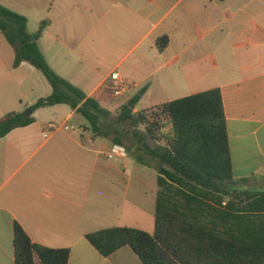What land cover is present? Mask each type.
<instances>
[{"label": "crops", "instance_id": "crops-1", "mask_svg": "<svg viewBox=\"0 0 264 264\" xmlns=\"http://www.w3.org/2000/svg\"><path fill=\"white\" fill-rule=\"evenodd\" d=\"M0 4L27 17L29 32L39 34L38 45L57 74L113 114L140 93L139 104L147 102L148 110L220 89L234 171L229 186L264 191V0ZM162 37L168 43L161 49ZM15 59L0 31V121L53 92L39 70L28 62L15 67ZM114 72L129 84L121 97L109 90ZM138 105L136 112L143 110ZM31 116L33 123L0 138V264H15L16 223L35 244L69 249L68 264H144L129 246L105 257L86 235L135 227L129 223L135 212L145 216L148 200L135 187L151 168L130 156L108 159L113 144L88 130L67 104ZM35 264H42L38 257Z\"/></svg>", "mask_w": 264, "mask_h": 264}, {"label": "trees", "instance_id": "trees-1", "mask_svg": "<svg viewBox=\"0 0 264 264\" xmlns=\"http://www.w3.org/2000/svg\"><path fill=\"white\" fill-rule=\"evenodd\" d=\"M0 31L15 49V67L30 63L53 88L29 108L32 114L67 104L86 120L88 130L124 146L136 163L157 172L154 233L113 227L87 234L100 254L107 257L129 246L144 264H264V191L229 186L234 171L220 89L136 112L140 93L113 114L51 68L27 17L0 4ZM167 43V37L158 40L161 49ZM26 112L1 120L0 138L33 123ZM164 123L171 125L168 137H160ZM14 251L15 264H35L36 257L42 264H68L70 258L69 249L33 243L17 223Z\"/></svg>", "mask_w": 264, "mask_h": 264}, {"label": "rangeland", "instance_id": "rangeland-1", "mask_svg": "<svg viewBox=\"0 0 264 264\" xmlns=\"http://www.w3.org/2000/svg\"><path fill=\"white\" fill-rule=\"evenodd\" d=\"M147 106H148L147 102H142L138 105L140 109H143L140 111H146L147 109H144V108H146ZM151 109L149 108V110ZM171 132H172L171 125L169 123H164V127L162 128L160 132V137H162V135H166L168 137ZM159 142L162 144H167V139L160 138ZM134 165L136 168H139V169L141 168V166L139 165L137 166V164H134ZM144 172L145 173L143 177L144 178L143 183H140L137 185V187H135L136 189L135 193H141V191H144V194L145 195L147 194L146 197L148 198V200L144 202L146 214L143 218H138V217H135L137 215L135 212L134 221H131L129 223L130 224L129 226H135V227L138 226L139 229L153 234L155 230L156 197H157V192L159 189L157 185V172L154 169H146ZM137 220H140V221H137ZM136 221L138 223H136Z\"/></svg>", "mask_w": 264, "mask_h": 264}, {"label": "built area", "instance_id": "built-area-1", "mask_svg": "<svg viewBox=\"0 0 264 264\" xmlns=\"http://www.w3.org/2000/svg\"><path fill=\"white\" fill-rule=\"evenodd\" d=\"M109 90L112 92L114 97L123 96L129 88L127 81L121 77L118 73L114 72L108 78ZM70 129V127H66ZM128 151L124 146L113 144L107 153L108 159L112 161H118L126 159L128 157Z\"/></svg>", "mask_w": 264, "mask_h": 264}, {"label": "water", "instance_id": "water-1", "mask_svg": "<svg viewBox=\"0 0 264 264\" xmlns=\"http://www.w3.org/2000/svg\"><path fill=\"white\" fill-rule=\"evenodd\" d=\"M32 114V110L31 109H28V111L26 112V115L27 116H30Z\"/></svg>", "mask_w": 264, "mask_h": 264}]
</instances>
